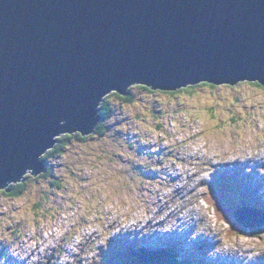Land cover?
Wrapping results in <instances>:
<instances>
[{
	"label": "rangeland",
	"instance_id": "obj_1",
	"mask_svg": "<svg viewBox=\"0 0 264 264\" xmlns=\"http://www.w3.org/2000/svg\"><path fill=\"white\" fill-rule=\"evenodd\" d=\"M130 95L104 98L113 110L105 138H73L20 197L0 192V264H148L139 252L164 243L181 264H246L239 253L251 251L247 264H264V227L227 236L203 199L215 187L234 209L252 204L250 194L264 201V87Z\"/></svg>",
	"mask_w": 264,
	"mask_h": 264
},
{
	"label": "water",
	"instance_id": "obj_2",
	"mask_svg": "<svg viewBox=\"0 0 264 264\" xmlns=\"http://www.w3.org/2000/svg\"><path fill=\"white\" fill-rule=\"evenodd\" d=\"M200 82L264 87V0H0V191L95 131L106 95Z\"/></svg>",
	"mask_w": 264,
	"mask_h": 264
},
{
	"label": "trees",
	"instance_id": "obj_3",
	"mask_svg": "<svg viewBox=\"0 0 264 264\" xmlns=\"http://www.w3.org/2000/svg\"><path fill=\"white\" fill-rule=\"evenodd\" d=\"M256 86H261L260 84L255 83ZM202 86V85H201ZM139 88H143L145 91H149V92H153L151 91V89H149L148 87L145 86H137ZM197 88L198 86H190L187 87V89H180L177 92H168L169 94L172 95H176L180 92H190L191 90H193L194 88ZM262 87V86H261ZM113 94V93H112ZM110 94V95H112ZM108 95V97L110 96ZM117 97H119L122 101L125 102H131L132 101V96L128 95L126 96V98L119 96V94L117 95V93L113 94ZM107 98V96H106ZM100 114L102 115L103 119L101 121V123H99L98 127L96 128V134L94 136H90L89 137H83V135L81 133H75L73 135H66L63 136L59 139L57 146L55 147L54 150L50 151L48 153V155L46 156L45 160L47 162V159L50 156L53 155H59L61 153H63L65 151V149L69 146V144L71 143V140H73V138H76L77 140L81 141V142H88L91 138H95L97 139H103L105 138L106 134H108V129L106 128V122L109 118L113 117V110H111V108H109V106L107 105V103L104 101L102 102V104L100 105ZM41 178L45 177L44 174H42L40 176ZM34 179V178H33ZM25 183L23 184H19L17 186H15V188L13 189V192L10 193H6L7 196H13V197H20L24 191H25ZM214 192H210L208 194V200L212 205H216V209H217V220L220 222V220L225 221L226 223H228L230 225L231 228V235L235 236H240V235H245L247 234L248 230H245L244 228H242L234 219V212L231 209V207L229 206V204L227 202H224L223 199L224 197L226 198L225 194L221 192L220 189H215L213 190ZM217 191L219 193H217ZM234 193H236V190H232ZM260 229L258 230H254V231H249L250 233H253L254 235L256 234V236H259V232ZM175 251H173L172 248H166V249H162L160 254H155V253H151L150 250L146 249V251L144 252H139V255L144 257V261L140 260V262H153V263H163V264H181L178 263V261L176 260L177 255H175ZM137 252H134V255H136ZM190 264V263H189Z\"/></svg>",
	"mask_w": 264,
	"mask_h": 264
},
{
	"label": "bare ground",
	"instance_id": "obj_4",
	"mask_svg": "<svg viewBox=\"0 0 264 264\" xmlns=\"http://www.w3.org/2000/svg\"><path fill=\"white\" fill-rule=\"evenodd\" d=\"M243 83H247V82H243ZM200 86L202 85L203 86V83H201L200 82V84H199ZM139 86V85H138ZM225 86V85H224ZM226 87V86H225ZM149 88V87H148ZM149 89H151V88H149ZM113 94L115 93H118V92H112ZM112 93H110V94H112ZM109 94V95H110ZM120 94V93H119ZM130 94V90H128V95ZM118 95V94H117ZM127 95V96H128ZM106 96H108V95H106ZM105 96V97H106ZM126 97V96H125ZM102 104V103H101ZM100 104V105H101ZM100 105H99V107H98V110L100 109ZM103 119V117H102V115H99V112H97V123H98V121H100V120H102ZM95 128H97V124H96V126H95ZM94 128V129H95ZM96 131V130H95ZM95 131H93V132H91V134H89L88 136H84V137H90V136H93L94 134H95ZM195 167H197V166H195ZM223 170V172H226L227 170L226 169H223V168H217V170L215 171V172H220V171H222ZM244 169H235V170H233V169H230L229 171L230 172H237V173H240V172H242ZM173 174L172 175H175V170H174V168H173ZM246 173H248L247 174V176H252V174L250 173V172H244V175H243V177H246ZM43 174V173H42ZM40 177V176H39ZM211 177V176H210ZM209 177V178H210ZM167 178H170L169 177V175L167 176ZM242 178V177H241ZM242 180V179H241ZM246 180V179H245ZM189 186H190V184H189ZM235 186L236 187H238V184L237 183H235ZM217 187L218 188H220L221 186L220 185H217ZM181 189V188H180ZM215 189H217V188H215V187H212L211 188V190H210V192H213V190H215ZM210 192H208L207 194H204L203 195V199H205L204 201H205V203L208 205V206H210V207H212V209L213 210H215L213 207H214V205H212L210 202H209V200H208V194L210 193ZM234 194H236V195H238V196H242V195H244V193L242 192V194L241 193H238V192H236V193H234ZM245 196H246V194H245ZM260 197H258L257 199H259ZM226 199V198H225ZM249 199L251 200V202H252V204H250L248 201H247V199L245 200L246 202H245V204L243 205V206H237L236 207V209H234L232 206H231V209L233 210V212H234V219L236 220V217L237 216H242L243 218H247V220H248V222H251V221H254L255 220V218L253 217V215L254 216H256L257 218H261V217H264V201L263 200H259L258 202H254V198H253V195L252 194H250L249 195ZM227 203H229L228 201H227ZM263 203V204H262ZM254 204V205H253ZM204 212H206V211H204ZM217 214V211L215 210V215ZM178 215H181V212L180 213H178ZM182 219V218H181ZM216 219H217V215H216ZM218 221V220H217ZM237 221V220H236ZM219 222V221H218ZM180 236V235H179ZM158 246V245H157ZM214 245L212 244V247H213ZM228 251H230V250H228ZM238 251L239 252H242V251H244V248H239L238 249ZM222 253H226V251H222ZM237 253V250H236V252H235V254ZM248 253V254H247ZM246 254H247V256H242V255H240L241 253H239V259L240 260H243L246 264L248 263V261H249V258H252L254 255H255V252H253V251H251V252H247ZM230 254H232V251H230ZM260 255H261V252H260ZM221 257V256H220ZM236 259H237V257H236ZM229 262V261H228ZM224 263V262H223ZM236 263V262H235ZM225 264H227V263H225ZM231 264V263H230Z\"/></svg>",
	"mask_w": 264,
	"mask_h": 264
},
{
	"label": "clouds",
	"instance_id": "obj_5",
	"mask_svg": "<svg viewBox=\"0 0 264 264\" xmlns=\"http://www.w3.org/2000/svg\"><path fill=\"white\" fill-rule=\"evenodd\" d=\"M243 83V82H242ZM242 83H239V84H242ZM247 83H250V82H247ZM238 84V85H239ZM250 84H255V83H250ZM258 84V83H257ZM216 86V87H221V86H217V85H214V84H210V83H203V86H209V87H212V86ZM238 85H236V86H229V85H225L226 87H230V88H235V87H237ZM196 86H198V87H200V85H196ZM133 87H137V86H133ZM133 87H131V88H133ZM190 87V86H189ZM263 87V86H262ZM130 88V89H131ZM129 89V90H130ZM184 89H187V88H184ZM153 91V90H152ZM156 92H159V91H156ZM163 92V91H162ZM177 92V91H176ZM124 98V97H123ZM105 101V99L103 100V102ZM99 112H100V110H99ZM98 125H99V123H98ZM98 127V126H97ZM73 134H75V133H73ZM73 134H64V135H61V136H59L57 139H56V141H57V143H56V145H55V147L57 146V144H58V141H59V139L61 138V137H63V136H66V135H73ZM84 137V136H83ZM55 147L53 148V149H51V150H49L44 156H42L41 157V160L42 161H44L45 162V171L43 172V174H45L46 173V171H47V162H46V160H45V158H46V156L48 155V153L50 152V151H52V150H54L55 149ZM42 174V173H41ZM34 179H36V178H38L39 176L37 175V176H32ZM26 179V178H25ZM25 179L22 181V182H20V183H18V184H15L14 185V187H13V189L15 188V186H17V185H19V184H23L24 183V181H25ZM13 189H12V191L11 192H13ZM1 191H4L5 192V194L6 193H9V192H7L6 190H1ZM0 191V192H1ZM13 197V196H12ZM241 226V225H240ZM242 227V226H241ZM264 227V226H263ZM263 227H261V228H263ZM243 228V227H242ZM261 228H259V229H261ZM245 229V228H244ZM230 230H231V228H230ZM245 230H247V229H245ZM254 230H258V229H252V230H248V232H247V234H245V235H240V236H235V237H233V238H236V237H241V236H246V235H251V236H253L252 234L253 233H250L249 231H254ZM259 233H260V231H258ZM227 236H234V235H231V232H229L228 231V233H227ZM169 248L170 246L168 245V244H166V243H164L161 247H160V249L161 250H154V249H151L150 250V252L151 253H155V254H160L161 253V251H162V249H166V248ZM170 248H172L173 249V251H175V249H174V247H170ZM176 252V251H175ZM175 255H177L176 253H175ZM148 264H153V262H147ZM154 264H156V263H154ZM157 264H160V263H157ZM163 264V263H162ZM171 264V263H170Z\"/></svg>",
	"mask_w": 264,
	"mask_h": 264
}]
</instances>
